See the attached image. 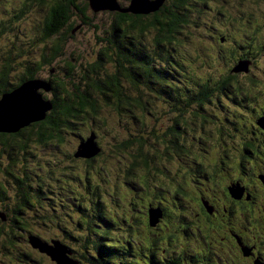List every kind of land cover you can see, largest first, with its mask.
<instances>
[{
	"label": "rangeland",
	"instance_id": "obj_1",
	"mask_svg": "<svg viewBox=\"0 0 264 264\" xmlns=\"http://www.w3.org/2000/svg\"><path fill=\"white\" fill-rule=\"evenodd\" d=\"M199 7L202 9L199 15L197 12L193 14L194 19L198 18L199 21L192 22L190 28L178 37L179 42L168 47L171 50L168 55L180 66L179 69L174 66L170 75V89L175 91L166 96L157 95L145 85L147 81L144 77H138L139 90L123 81L129 92L135 96L140 93L149 105L146 112H138V119L121 121L105 108L101 120L82 116L69 121L67 129L62 132L65 142L59 151L71 148L93 131L96 135L97 131L103 132L100 141L97 135V141L106 155L97 160V169L90 171L89 175L82 165L56 154L54 144L57 140L41 147L31 145L29 150L41 157L38 161H8L4 158L21 157L23 150L18 143L21 138L11 140L9 145L0 148V196H3L0 197V206L13 209L19 204L21 212L20 215L8 216L11 224L15 223L14 218L18 222L11 229L23 233L27 229L37 231L40 239L49 246H56L57 242L64 245L62 241L66 240L65 246L72 252L71 257L83 263V256L71 250L73 239L78 240L75 235H79L78 231L87 228L94 230L95 225L104 226L96 222V207L91 208L95 202L102 200L110 229L101 235L106 238L105 242L113 239L129 251V256H124L130 261L128 264H132L131 261L149 264L151 258L156 264H224L225 258L233 260L232 264H240L237 255L243 257L236 250L232 251L234 256L226 255L231 250L229 238L224 242L221 240L223 236L226 238L228 227L238 232L239 219L231 218L223 228L221 222L212 220L209 226L217 231V240L212 245L218 243V254L210 259L205 254H199L202 252L201 245H205L201 236H206L202 230L200 232L202 223L198 222V228H195L196 234L201 233L199 239L185 234V223L190 217L193 218L189 210L199 204L195 201L196 196L211 200L217 208H222L226 198L219 191V181L223 180L224 186L225 179L231 182L245 174L239 166L236 167L237 161L223 157L222 161L216 160L226 152L237 155L235 147L248 136L245 124L247 126L249 119L252 120L264 108V0H207ZM47 13L46 5L38 6L32 0H0V65L11 60L9 85H16L26 73L27 58L41 60L43 53L40 49L52 45L53 40L43 42L40 39ZM86 13L91 26H84L70 38L63 56L44 66L38 75L48 78L50 70L56 69L55 79L63 83V88L68 92H77L75 85L81 91L85 85L83 77L89 70V64L99 57L106 45L99 37L104 36L105 26L113 19V14L108 12ZM221 37H228L230 42L221 43ZM152 53L155 60L151 65L160 68L163 62L156 54L162 52L153 48ZM240 56L252 59L250 65L253 68L248 67L250 74L243 72L246 76L239 75L231 83L232 87L226 86V92L212 91L210 98L202 105L194 99L189 101L198 92L199 84L212 89L219 85L229 74L228 63L233 57L239 59ZM68 62L75 63L74 70H70L71 79L67 75ZM132 67L136 72V62L132 63ZM118 69V64L116 66L114 62L107 61L102 74L106 76ZM46 96L53 97L49 94ZM98 99L103 103L101 95ZM175 120H179L177 136L170 133ZM104 125L105 130L102 129ZM133 138L145 140L147 155L159 152L155 159H149L147 167L141 159L137 161L139 164L134 165L136 149L120 151L121 154L116 153L115 156L109 154L113 144H122ZM171 142L178 145L173 147ZM246 162L252 166L256 161ZM194 163L202 164L205 173L191 169V166L197 167ZM249 165L245 167L246 178L250 173ZM211 173L210 177L206 175ZM258 173L256 170L253 174ZM16 177L26 178V181L18 182ZM239 190L236 186L233 193L237 194ZM22 193L25 199L20 196ZM156 206L167 207L168 214L167 220L154 229L148 224V209H156ZM179 208L183 212L188 211L185 212L188 218L185 217L183 221ZM257 214V211L250 213L248 220L252 222ZM114 216L118 217L116 230L112 219ZM0 218L6 219L1 209ZM60 227L72 230L74 234L62 235ZM129 227L131 230H128ZM254 231L248 229L245 232L247 243L254 242ZM87 235L90 239L92 232H87ZM165 239L168 243L163 249L167 251L163 253ZM245 250H248L246 246ZM261 252H264V246ZM57 253L61 256L59 251ZM114 255L113 252L112 257ZM0 264L56 263L27 245L25 253L11 255ZM245 264L249 263L245 261Z\"/></svg>",
	"mask_w": 264,
	"mask_h": 264
},
{
	"label": "trees",
	"instance_id": "obj_2",
	"mask_svg": "<svg viewBox=\"0 0 264 264\" xmlns=\"http://www.w3.org/2000/svg\"><path fill=\"white\" fill-rule=\"evenodd\" d=\"M79 1L80 0H32L34 3L39 2V5H46L47 7L48 13L43 23L44 27L40 39L43 42L53 40V43L51 46L45 45L40 49L43 53L41 60L36 61L37 59L35 58L26 59V73L19 79L16 85H9L8 82V75L11 70L9 62H11V60L2 62L0 65V97L5 92L12 91L24 81L38 77L39 72L44 66L52 64L56 59L63 56L65 46L70 38L77 35L84 26H91L86 13L87 11L92 12L89 0H85V6L83 8H81ZM206 1L207 0H165L158 11L149 14L107 11L113 14V19L111 23L105 26L106 30L104 31V36L99 37L106 45L99 54V57L89 64V70L83 77L85 85L81 88V91L79 87L75 85L77 92H68L63 88V83H59L55 77H53V90L49 93V95L53 96L50 98L53 102V108L48 113L46 119L34 123L30 127L24 128L15 134L0 133V148L4 145H9L11 140H18L21 138V141H18V143L19 147L23 150L20 158H15L13 156H5L4 158L8 161L41 160L40 155L29 150L32 144L41 147L43 146L42 144L57 140L54 146H60L65 142L62 132L67 129L66 127L71 119L86 116L93 120H98V118L101 120L105 108L109 109V113L112 112L116 114L121 121L127 122L129 118L138 119V112H140V110L146 112L149 109V105L140 93L135 96L133 92H129L123 84V81L129 82L134 89L139 90L137 82H139L138 77L141 76L147 81L145 85L153 92L155 91L157 95L166 96L169 95V92L175 91V89H170L171 85L169 80L173 67L176 66L179 69L180 66L177 62H174L175 60L172 56L168 55L171 54V50L168 47L175 46L179 42L178 37L180 34H182L184 30L190 28L192 22L199 21L198 18L194 19L193 14L197 12L199 15L202 11L199 6L204 5ZM122 4L126 3L122 2ZM77 20H79V22ZM76 29L77 31L74 33ZM220 42L223 43L224 41H221L220 38ZM153 48H158L159 51L164 54H156L160 62H163L160 68L151 65L152 61L155 60L154 54L152 53ZM36 50H39V48ZM76 60L77 59H75V61ZM107 61L111 63L114 62L116 66L118 64L120 69L104 76L102 72ZM135 62H137L136 67L139 70L137 72H134L132 67V63ZM74 66L75 63L71 62H68L66 65V69H69V72H67L69 79H71L70 76L72 74L70 70H74ZM227 77L230 78L227 79ZM237 77L238 76L235 75L232 77L227 75L214 89L209 88L207 85L199 84L198 92L195 93L189 101L194 99L202 105L203 102L210 98L212 91L226 92V86L232 87L231 83L236 81L235 79ZM60 90H62L64 94H61ZM99 95L104 99V101L102 100L103 103L98 99ZM178 122L179 120H175V126L170 129V133L172 132V134L176 136L177 134L175 133H177ZM102 129L105 130V125ZM102 133V131H97L99 141L101 140ZM132 137L135 136L132 135ZM161 140L163 141V138H161ZM121 143L122 144H120V142L113 144L112 150H109V154L115 156L116 153L121 154L120 151L124 152L126 150L136 149V153L133 155V161H135L134 165L139 164L137 161L141 159L143 160L141 162L147 167L149 159H155L159 155V152L153 153L152 156V153L147 155L145 153L146 142L142 138H133V140ZM171 144L173 147L178 145L175 142H171ZM73 145L71 149L74 151ZM105 155L104 148L103 150L101 148L100 154L95 158L89 160L74 159L73 162H79L76 164L82 165L83 170L86 169L87 165H90L89 170L92 171L97 168L99 163L97 160L101 159V157L103 158ZM15 179L21 183L26 181V178L20 179L16 177ZM22 194L20 196L22 199H25L26 196L24 193ZM104 205L105 203L100 200L91 206V208L96 207V222L99 224L102 223L104 226L95 225V230L89 231L92 232V237L90 239L88 238L83 241L73 239L71 250L83 256L82 259H84V262L82 264H128L130 261L126 260L124 256H129V251L122 247L120 242L117 243L113 241V239H110V242H105L106 238H103L101 235V233L107 231L106 229H110L105 214L106 210L103 207ZM6 208V219H2L0 222V263L11 255L25 253L27 245L32 247L31 237L40 239V233L37 231L27 229L26 233H23V231L19 232L11 229V226L16 223L18 224V222L16 218L12 217L15 219V223L11 224L8 220V216H10V214L20 215V205L16 204L13 209L10 207ZM112 219L113 221L118 220L115 216ZM113 225L115 226L114 230H116V223L114 222ZM106 226H108V228H104ZM59 229L62 235L72 234L70 232L72 230H67L63 227ZM128 230H131V228L129 227ZM78 232L80 235V231ZM66 242V240L62 241L64 245ZM32 248L35 249L34 247ZM82 251H84V253H82ZM38 252L40 255L43 254L49 257L47 254L40 252V250H38ZM113 252L115 255L112 257ZM50 260L53 261L51 258ZM131 263L138 264V262L135 261H131ZM149 264H156V262L151 258Z\"/></svg>",
	"mask_w": 264,
	"mask_h": 264
},
{
	"label": "flooded vegetation",
	"instance_id": "obj_3",
	"mask_svg": "<svg viewBox=\"0 0 264 264\" xmlns=\"http://www.w3.org/2000/svg\"><path fill=\"white\" fill-rule=\"evenodd\" d=\"M224 42H230L228 37H223ZM236 60H231L230 63H228V69L229 70V76H239L243 75L246 76L244 73H233L232 70L235 67V65L238 64L240 60H250L252 63V59H247L248 56H240ZM250 67L253 68L252 65ZM251 69L249 68V71ZM250 74L251 72H247ZM226 75V76H227ZM230 77H227L229 79ZM180 112V111H179ZM261 118H264V108L261 110L260 113H256L253 117V119H249L248 124L246 126L245 124V130L246 135L248 133L247 138H244L240 141V145L238 147H235L237 151L236 154H230V152L223 153L221 157H219L216 161H222V159H228L230 161H237L236 167L239 166L241 170L245 174H242L235 178L236 180L231 182H226L223 186V180L219 181L220 189L219 191L225 196L226 198V204L221 205L222 208H217L214 203L211 202V200H206L204 198H200L198 196L197 199H195L196 202H198V205H195L192 207L189 211L193 214V218H189L188 222L185 223V234L187 236H191L192 238H198L199 235L201 236V233L198 235L196 234L195 228H198V222L202 223V228L200 229V232L203 231V233L206 235L204 237L201 236L202 240L204 241L205 245H201L202 252L199 254H205V257L207 259H210L212 255H217V248L218 243L215 245H212L215 240H217V231L212 226V220L214 219L215 222L217 220L222 223V228L225 227L228 223V220L230 221L231 218L236 217L240 221V226L238 227V232L234 231V228L228 227V234L226 235V238L224 236L222 237V242L228 240L231 246V250L229 253H226L227 257H230L233 255L232 251L236 250L243 259L248 262L249 264H254V262L258 259L262 263H264V252H261V248L264 246V124H258V120L262 121ZM248 127V129H247ZM246 137V136H245ZM69 158H74V151H72L69 155H67ZM223 157V158H222ZM199 159V158H197ZM75 160H84V159H75ZM226 161V160H225ZM246 161H256L255 164L252 166L249 165ZM79 163V162H76ZM249 165L250 167V173L247 178H249L250 174H252L248 180L246 178V166ZM193 167L191 166V169L195 172H202L205 173L202 164L200 163H194ZM90 165H87L86 169L84 170L87 175H89L91 172L89 170ZM212 168V164L210 166V169ZM216 168V164L214 166ZM97 169V168H96ZM95 169V170H96ZM259 171L258 174H253L254 172ZM188 170H186L187 172ZM211 171V170H210ZM252 172V173H251ZM210 177L211 174H206ZM205 175V176H206ZM255 183V184H253ZM253 184V185H251ZM238 186L240 188L239 192L237 194H234L233 191L235 187ZM3 198V196H0ZM160 207L163 211V217L160 219L159 224L154 228L156 229L162 222H165L167 219L168 209L167 207L162 206H156ZM209 209L207 210V208ZM0 209L5 213L7 216V209L6 207L0 206ZM178 209V208H177ZM150 208L148 209L149 212ZM179 210L181 213V221H183L187 217L185 214V211L183 212L180 208ZM257 211V215H255V218H252V222L248 220V215L251 213H255ZM107 212V210H106ZM177 213V212H176ZM205 215V218L202 219V215ZM229 215L231 217H229ZM116 217V216H115ZM113 218V217H112ZM118 219V217H116ZM2 221V218H0V222ZM148 221H149V214H148ZM116 222V220H114ZM207 225V226H205ZM193 226V227H189ZM254 226V227H251ZM248 229H253L258 231V234L254 231V242L253 243H247L246 242V235L245 232ZM202 230V231H201ZM173 239V238H172ZM172 242V241H171ZM247 245H246V243ZM167 241L165 239V245L162 247L167 246ZM245 246L250 252H245ZM244 249V250H243ZM167 249H163V253H165ZM197 253V252H196ZM245 253H248L246 255ZM258 253V254H257ZM197 256V255H196ZM234 256V255H233ZM198 257V256H197ZM240 264H245V261L240 258L238 255ZM230 262V264L234 263L233 260L230 258H225L224 264ZM164 264V262H163Z\"/></svg>",
	"mask_w": 264,
	"mask_h": 264
},
{
	"label": "water",
	"instance_id": "obj_4",
	"mask_svg": "<svg viewBox=\"0 0 264 264\" xmlns=\"http://www.w3.org/2000/svg\"><path fill=\"white\" fill-rule=\"evenodd\" d=\"M165 0H131L130 6L122 8L118 0H90L92 9L95 12L101 10L120 11L123 13L135 14H149L158 11ZM77 31L74 30V33ZM224 41V38H221ZM250 61L240 60L233 68V72L241 73L248 72ZM51 73H54L52 70ZM40 89L49 92L52 90V85L42 79H33L24 82L20 87L11 92L3 94L0 100V132L2 133H17L21 129L30 126L32 123L44 120L47 117V112L53 108V103L45 100L40 93ZM258 120V124H264ZM96 137L92 136L86 142H82L78 149V157L91 159L101 152L99 145L95 143ZM92 148V149H91ZM149 226L156 227L160 219L163 217V211L160 207L150 209L149 212ZM95 230V229H94ZM32 247L40 250V252L47 254L57 264H67L63 250L65 246L57 242L56 246H49L43 240L37 237H31ZM59 243V244H58ZM244 250V249H243ZM60 252L61 256L57 253ZM245 252H250L245 250ZM248 255V253H245ZM74 264V263H70ZM254 264H264L256 260Z\"/></svg>",
	"mask_w": 264,
	"mask_h": 264
},
{
	"label": "clouds",
	"instance_id": "obj_5",
	"mask_svg": "<svg viewBox=\"0 0 264 264\" xmlns=\"http://www.w3.org/2000/svg\"><path fill=\"white\" fill-rule=\"evenodd\" d=\"M84 2H85V0H80L79 1V4H80V6H81V8H83L84 6H85V4H84ZM32 3H34V2H32ZM35 3H37L38 4V6H39V2H35ZM118 3L120 4V6L122 7V8H127L128 6H130V4H131V0H129L126 4H122V2L120 1V0H118ZM89 5H90V8H91V11H92V13H101V12H107V11H110V10H106V11H104V10H101V11H98V12H95L93 9H92V7H91V4H90V0H89ZM110 12H112V11H110ZM114 12V11H113ZM76 33V32H75ZM74 37V36H73ZM222 38V37H221ZM128 55V54H127ZM246 61H250V60H246ZM251 62V61H250ZM136 64H137V62H136ZM139 65L141 66V64L139 63ZM236 66V65H235ZM54 71V73H51V71ZM137 71H139L138 69H137V67H136V72ZM232 72H233V70H232ZM55 73H56V69H54V68H52L51 70H50V76L48 77V78H43V77H36V78H33V79H42V80H45V81H47V82H50L51 83V85H52V90H53V83H52V79H53V77H55ZM233 73H235V72H233ZM241 73H243V72H241ZM236 74H238V73H236ZM139 77H141V76H139ZM33 79H29V80H33ZM29 80H27V81H29ZM24 82H26V81H24ZM23 82V83H24ZM22 83V84H23ZM22 84H20L18 87H20ZM18 87H16V88H18ZM15 88V89H16ZM14 90V89H13ZM12 90V91H13ZM52 90L51 91H49V92H47V91H45L44 89H40L39 91H40V93L43 95V98L45 99V100H49V101H51L52 102V100L50 99V98H48L47 96H46V94H49L50 92H52ZM7 92H11V91H7ZM7 92H5V93H7ZM2 97H3V95L0 97V100L2 99ZM53 103V102H52ZM52 110V109H51ZM50 110V111H51ZM50 111H48L47 112V116H48V113L50 112ZM46 119V118H45ZM44 119V120H45ZM41 121H43V120H41ZM41 121H38V122H41ZM35 123H37V122H35ZM32 124H34V123H32ZM31 124V125H32ZM30 125V126H31ZM30 126H28V127H30ZM25 128H27V127H25ZM24 129V128H23ZM23 129H21V130H23ZM20 130V131H21ZM19 131V132H20ZM0 133H2V132H0ZM18 133V132H17ZM8 134H15V133H8ZM92 134H93V136L94 137H96V140H95V143L97 144V145H99L98 144V141H97V135H96V133L93 131L92 133H89V135L88 136H86L85 138H82L81 139V141L80 142H77V144L75 143L74 145H73V147H74V158L75 159H84V160H89L88 158H84V157H78L77 156V154H78V149H79V147H80V145H81V143L82 142H86L87 141V139L88 138H90L91 136H92ZM79 143V144H78ZM61 147V145L60 146H54V148L56 149L55 150V152H56V154H62V157H63V159L66 157V159H72V161L74 160L73 158H69L67 155H69L73 150L71 149V148H69V147H67V149H64L63 151L61 150V151H59L60 148ZM100 147V146H99ZM101 148V147H100ZM92 149V148H91ZM66 153H68V154H66ZM66 154V155H65ZM100 154V153H99ZM98 154V155H99ZM97 155V156H98ZM96 156H94L93 158H95ZM92 159V158H91ZM54 262V261H53Z\"/></svg>",
	"mask_w": 264,
	"mask_h": 264
},
{
	"label": "bare ground",
	"instance_id": "obj_6",
	"mask_svg": "<svg viewBox=\"0 0 264 264\" xmlns=\"http://www.w3.org/2000/svg\"><path fill=\"white\" fill-rule=\"evenodd\" d=\"M90 230H91V228L83 229L82 231H80V235H77V234H75V235L77 236V238L80 241H83V240L89 238V236L87 235V232H89ZM70 232L72 234H74L73 231H70ZM78 236H80L81 238H79ZM63 246H65V245H63ZM63 253H64L65 257L68 259L69 263L82 264L81 260H79V259L77 260L74 257H71L72 252L68 248H66V246H65V249L63 250Z\"/></svg>",
	"mask_w": 264,
	"mask_h": 264
}]
</instances>
